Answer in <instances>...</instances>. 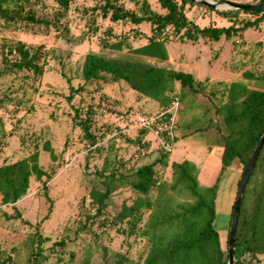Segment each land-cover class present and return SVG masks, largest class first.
Wrapping results in <instances>:
<instances>
[{
    "label": "rangeland",
    "instance_id": "rangeland-1",
    "mask_svg": "<svg viewBox=\"0 0 264 264\" xmlns=\"http://www.w3.org/2000/svg\"><path fill=\"white\" fill-rule=\"evenodd\" d=\"M117 1L134 12H140L141 1L154 12H165L156 0ZM175 1L182 5L185 17L199 28L231 26L234 30L227 38L198 36L190 40L181 35L183 30L175 34L172 26H166L155 36L147 22H112L107 16L102 17L98 9L101 0H72L66 29L60 32L31 30L21 24L6 28L0 20V165L37 152V163L48 174L40 180L30 176L28 187L18 200L13 204L0 203V247L5 251L18 249L15 264H24L32 246L28 240L21 241L34 232V264H80L85 259L88 264H142L149 242L140 232L155 202L152 207H140L134 216L114 220L120 204H129L134 197L128 174L153 162L158 184L147 193L149 202L160 192L172 198L174 204L191 200L180 188L170 187L171 161L193 162L198 184H214L220 173L219 156L226 133L216 108L224 102L228 84L239 81L249 88L264 89V18L254 26L242 27L257 15ZM222 1L250 4L259 0ZM44 4L51 8L47 0ZM150 36L162 40L167 52V60L157 65L189 72L200 81L199 91H187L188 97L182 89L176 138L166 154L160 140L149 131H142L134 121L138 114L163 107L157 101L132 90L121 80L73 91L82 84L81 67L87 53L113 55L101 48L104 42L120 40L123 49L133 48L148 42ZM15 41L31 51L37 50L41 74L12 68L11 63L17 59L11 49ZM245 72L258 77L244 78ZM171 91L178 95L177 81ZM87 109L91 112L88 125L93 141L85 138L75 123ZM45 144L50 146L51 155L44 150ZM161 155L165 157L160 158ZM103 164V174L116 168L117 174L126 176L111 184L107 206L96 214L97 203L92 197L105 187L100 173ZM241 169V163L234 159L216 184L212 225L222 251L226 248L227 219ZM15 210L19 218H9ZM243 259L247 264H263L260 254H244Z\"/></svg>",
    "mask_w": 264,
    "mask_h": 264
},
{
    "label": "trees",
    "instance_id": "trees-1",
    "mask_svg": "<svg viewBox=\"0 0 264 264\" xmlns=\"http://www.w3.org/2000/svg\"><path fill=\"white\" fill-rule=\"evenodd\" d=\"M47 1L51 5L50 9L44 4L45 0H0L2 25L7 28L10 25L21 24L31 30L52 29L59 32L65 30L66 14L72 0ZM101 1L98 9L102 17L107 16L112 22L119 20L132 24L147 22L151 26L152 35L155 36L161 34L166 26H172V31L175 34H180L183 30L181 35L190 40H195L198 36L209 37L212 40H218L220 35L227 38L234 30L231 26L199 28L185 17L182 5L175 0H156L159 6L165 10L164 13L152 11L145 1H141L140 12L124 8L117 0ZM187 1L193 4L190 0ZM261 4H264V0L250 3V5ZM234 10L257 15L254 20L245 21L242 27L254 26L264 18V10L261 9L236 8ZM228 11H217V13L226 14ZM101 48L113 55L87 53L81 67L82 84L77 85L74 92L85 90L90 85L121 80L132 90L157 101L160 106H165L174 96L179 101L183 88L187 97L189 93L199 91L200 81L195 80L189 72L157 65V62L167 60V52L162 40L153 36H150L145 44L133 48L123 49L120 40L104 42ZM11 49L17 56V59L11 63L12 68H24L33 74H41V66L36 62V49L31 51L20 41H15ZM243 77L254 79L258 76L245 72ZM174 81L179 84L178 95L171 91ZM73 91L67 96L68 99ZM216 111L221 117L226 133L222 136V150L219 156L220 173L214 184L210 186L198 184L197 168L193 162L187 159L179 162L171 161L169 166L173 184L170 187L172 189L180 188L187 193L191 200L178 201L174 204L171 201L172 198L160 192L159 197L153 202H149L145 197L149 190L158 184L153 162L138 166L127 176L134 197L129 204H120L118 212L114 215V220L134 216L140 207L149 208L155 202V206L151 208L144 228L140 232L147 236L149 242V250L143 258L142 264H226L228 226L236 191L227 222L226 248L225 251H222L218 232L212 225L215 216L216 184L220 175L234 159L241 163L242 172L263 131L264 89L249 88L239 81L230 82L226 88L225 100L216 108ZM89 112L90 110H85L84 116L78 117L75 123L82 130L83 136L93 141L88 125ZM176 123L177 113L173 137L171 141L169 140L172 143L176 138ZM0 131H2L1 120ZM44 150L48 151L50 155L52 154L48 144H45ZM163 151V154H166L169 150L163 148ZM37 157V152H32L12 163L0 165L1 204H13L18 200L25 193L30 176L39 180L48 177V174L38 165ZM163 157L165 155L160 156V158ZM104 170L103 164L100 173L103 175L101 182L105 187L92 197L97 203L96 214L106 208L105 200L110 192L111 184L115 179L120 181L126 176L117 174L116 168L108 174H103ZM238 182L239 178L235 181L236 188ZM42 187L45 188V185L42 184ZM44 195L46 196V194ZM8 217L19 218V213L15 210L14 214ZM34 235L35 232L27 234L26 238L21 241L24 243L28 240L32 246L31 251L24 258V264H34L32 261L36 253ZM233 245V264H247L243 259L244 254H250V256L260 254L264 264V140L242 191ZM15 254H18V249L15 247L9 248L8 251L0 247V264H15ZM80 264H88L87 259Z\"/></svg>",
    "mask_w": 264,
    "mask_h": 264
},
{
    "label": "water",
    "instance_id": "water-1",
    "mask_svg": "<svg viewBox=\"0 0 264 264\" xmlns=\"http://www.w3.org/2000/svg\"><path fill=\"white\" fill-rule=\"evenodd\" d=\"M192 3L203 5L210 7L212 9H219V8H243L247 10H264V4L261 5H250V4H239V3H231V2H224L222 0L215 1V0H190ZM264 140V129L261 132L260 136L258 137L254 148L252 149V152L241 172V175L239 177V182L236 188V195L234 200V205L231 213V218L229 221L228 226V236H227V261L226 264H233L234 256H233V242H234V233H235V226H236V220L238 215V210L241 202L242 197V191L244 188V185L246 183V180L248 178V175L251 171V168L253 166V163L255 161V158L258 154V151L261 147V144Z\"/></svg>",
    "mask_w": 264,
    "mask_h": 264
},
{
    "label": "built area",
    "instance_id": "built-area-1",
    "mask_svg": "<svg viewBox=\"0 0 264 264\" xmlns=\"http://www.w3.org/2000/svg\"><path fill=\"white\" fill-rule=\"evenodd\" d=\"M178 106V98L174 96L165 106L155 112L136 115L135 124L139 128L149 131L155 138L160 140V144L164 149L169 150L172 145L170 141L173 137V127Z\"/></svg>",
    "mask_w": 264,
    "mask_h": 264
},
{
    "label": "crops",
    "instance_id": "crops-1",
    "mask_svg": "<svg viewBox=\"0 0 264 264\" xmlns=\"http://www.w3.org/2000/svg\"><path fill=\"white\" fill-rule=\"evenodd\" d=\"M231 203H232V201H231ZM231 206V205H230ZM228 218V217H227ZM228 220V219H227Z\"/></svg>",
    "mask_w": 264,
    "mask_h": 264
}]
</instances>
